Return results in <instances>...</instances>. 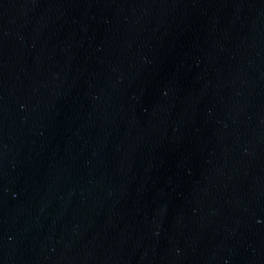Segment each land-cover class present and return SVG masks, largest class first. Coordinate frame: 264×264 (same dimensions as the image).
I'll list each match as a JSON object with an SVG mask.
<instances>
[{"label": "water", "instance_id": "95a60500", "mask_svg": "<svg viewBox=\"0 0 264 264\" xmlns=\"http://www.w3.org/2000/svg\"><path fill=\"white\" fill-rule=\"evenodd\" d=\"M0 264H264V0H0Z\"/></svg>", "mask_w": 264, "mask_h": 264}]
</instances>
